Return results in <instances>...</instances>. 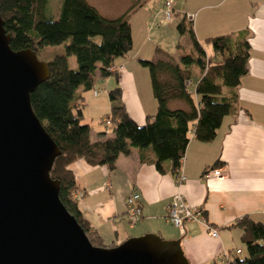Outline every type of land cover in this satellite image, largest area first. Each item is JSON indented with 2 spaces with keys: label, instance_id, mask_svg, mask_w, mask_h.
<instances>
[{
  "label": "trees",
  "instance_id": "trees-1",
  "mask_svg": "<svg viewBox=\"0 0 264 264\" xmlns=\"http://www.w3.org/2000/svg\"><path fill=\"white\" fill-rule=\"evenodd\" d=\"M146 1L138 0L126 14L111 20L102 17L86 0H61L55 16L48 14V0H0V14L12 38V50L32 49L38 54L42 48L64 46V54H50L44 59L50 78L31 95V105L61 151L51 172L52 179L60 182V200L98 248L107 247L80 212L74 197L76 179L70 166L84 160L90 166L113 172L118 157L137 148L142 152V163L154 164L163 174L169 164L170 173L177 178L190 134L201 143L214 141L223 120L237 113L236 90L248 74V32L210 39L217 62L209 65L192 21L185 18L177 25V31L189 36L190 53L174 58L157 50L155 60H139L150 76L158 105L156 114L148 117L144 126H138L122 104V90L116 88L109 92L112 108L107 116L114 137L107 140L103 139L106 134H100V139L92 142L90 127L82 124L84 117L78 103L83 98L78 90H93L97 71L102 77L115 75L113 61L128 57L133 50L131 15ZM70 57L76 58L77 70L69 67ZM171 104L180 107L171 109ZM236 226L243 231L245 250L228 258L226 264H264V225L245 217Z\"/></svg>",
  "mask_w": 264,
  "mask_h": 264
},
{
  "label": "crops",
  "instance_id": "crops-1",
  "mask_svg": "<svg viewBox=\"0 0 264 264\" xmlns=\"http://www.w3.org/2000/svg\"><path fill=\"white\" fill-rule=\"evenodd\" d=\"M86 1L102 17L111 20L123 16L138 2ZM174 4L176 16L185 14L183 19L193 18L194 32L201 45L210 44L209 40L215 37L249 33L248 74L236 90L237 113L223 120L211 143H201L190 134L181 167L186 180L181 185L170 173L171 165L166 164V173H160L154 164L141 162L142 152L137 148L120 155L113 172L106 167L90 166L84 160L73 163L70 170L76 179V194H81L80 212L107 248L151 234L165 241L180 240L190 264H221L222 259L245 250L243 231L236 226L243 218L264 225V0H187L183 9ZM144 5L135 13L143 10ZM131 29L133 50L128 57L113 61V77L122 84V104L130 118L138 124H146L147 118L156 114L158 106L149 73L139 63L144 60L148 41L138 38L137 42ZM170 29L172 31L173 27ZM178 35L171 55L174 58H178L182 50L178 42L188 36ZM163 46L161 48L170 50ZM161 48L157 47L155 52L159 49L166 52ZM185 49L187 52L192 49L191 40H186ZM155 52L153 60L157 57ZM209 59V65L217 62L214 55L213 62ZM95 74L100 76L98 71ZM99 95L94 93L91 101L82 99L78 105L83 110L90 103L95 111H104L107 117L111 101L109 96ZM177 107L180 106L174 105V109ZM82 113L86 119V110ZM214 166L222 170L224 178L206 181L204 174L214 170ZM135 192L141 196L143 218L136 227H131L125 218V201ZM177 194L183 196L190 208L202 211L207 225L218 231L217 237L210 236L206 225L196 221L186 222L182 235L167 220L168 208Z\"/></svg>",
  "mask_w": 264,
  "mask_h": 264
},
{
  "label": "water",
  "instance_id": "water-1",
  "mask_svg": "<svg viewBox=\"0 0 264 264\" xmlns=\"http://www.w3.org/2000/svg\"><path fill=\"white\" fill-rule=\"evenodd\" d=\"M11 41L0 14V264H190L180 240L151 234L92 245L60 200L51 172L61 151L31 105L48 64Z\"/></svg>",
  "mask_w": 264,
  "mask_h": 264
},
{
  "label": "rangeland",
  "instance_id": "rangeland-1",
  "mask_svg": "<svg viewBox=\"0 0 264 264\" xmlns=\"http://www.w3.org/2000/svg\"><path fill=\"white\" fill-rule=\"evenodd\" d=\"M166 0H147L145 3V7L143 10L139 11L138 13L132 14L130 18V24L133 28V32L136 38V41L138 42V38L140 39H146L148 41L147 43V50L144 54L145 61H152L154 58V52L156 48H161V45H164L163 47H169L170 50L167 48H161L166 51L169 55H173L174 49H176L177 40H175L177 37H179L177 33V25L179 22L185 17V14H179V16H176L174 13L173 21L167 22L164 18V10H161L164 8ZM176 2L178 7L180 9H183V6L186 4L187 0H173ZM48 14L55 16L57 12L60 10L61 6V0H48ZM176 18H178L179 21H176ZM170 26L173 27V30L171 31ZM172 37H174V40L172 41ZM97 41H100L99 38L96 39ZM186 40H190L188 36L185 37V39H182L180 42V45L182 46V50L180 53H190L192 49H190L188 52L185 49V42ZM157 43H161L157 44ZM202 47L204 51L207 54L208 59L213 62V53H212V47L210 44H207L206 42L202 43ZM160 50V49H159ZM64 46L60 47H48L45 49L38 50L37 57L41 62H44V59H46L50 54H56V55H62L64 54ZM157 52H155V55ZM216 63V62H215ZM69 67L73 70H77V61L75 57H70L68 59ZM145 69V68H143ZM148 71V70H147ZM118 76H121V71L118 69ZM100 76H97L96 74L93 76L94 80V88L93 90L89 92H84L83 88H80L78 90V95H81L83 99H86V101H91V96H93L94 93L100 94V97L106 98L108 97V92L113 91L116 88L122 89L121 82H117L116 78L111 77H102L100 72L98 71ZM108 81V83H106ZM197 81V78L193 80L194 85L191 87L193 90L195 88V83ZM110 99V98H109ZM155 99V98H154ZM156 100V99H155ZM88 106L83 107V110L86 113L88 118L83 120L82 124L88 125L90 127V137L93 141H97L100 139V134H106L103 139H112L114 137L113 128L110 126V124H107V117L105 116L104 111H95L93 109V105H90V103L87 104ZM174 105L180 106L178 104H171V109H174ZM88 109V110H87ZM138 126H144L145 124H138Z\"/></svg>",
  "mask_w": 264,
  "mask_h": 264
},
{
  "label": "built area",
  "instance_id": "built-area-1",
  "mask_svg": "<svg viewBox=\"0 0 264 264\" xmlns=\"http://www.w3.org/2000/svg\"><path fill=\"white\" fill-rule=\"evenodd\" d=\"M174 1L173 0H166L164 4V18L167 22H172L175 9H174ZM186 19L189 21H192V17L186 16ZM96 94V93H95ZM107 124H110L107 122ZM204 179L206 181L216 180V179H222L224 178V174L221 169H214L207 171L204 174ZM186 178L184 177L182 171L180 170L178 177L176 178V181L178 184L184 183ZM77 200L81 198V194H76L74 196ZM125 207H126V214L125 218L128 224L131 227H136L143 218V212H142V206H141V196L138 193H133L130 197H128L125 201ZM167 220L176 228L180 230L182 235L185 234V223L188 221H196L203 223L206 225V228L212 237L218 236V231L214 228H211L207 225V223L204 221L203 213L202 211L195 210L190 208L185 199L182 195L177 194L172 198L171 204L168 208V215ZM237 255L241 254V251L236 252ZM227 257L222 259L221 264H226Z\"/></svg>",
  "mask_w": 264,
  "mask_h": 264
}]
</instances>
